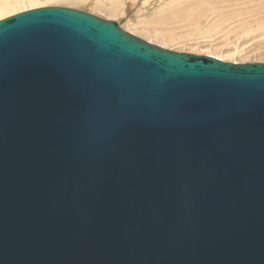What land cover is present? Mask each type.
<instances>
[{"label": "water", "instance_id": "95a60500", "mask_svg": "<svg viewBox=\"0 0 264 264\" xmlns=\"http://www.w3.org/2000/svg\"><path fill=\"white\" fill-rule=\"evenodd\" d=\"M121 22L0 19V264H264V63Z\"/></svg>", "mask_w": 264, "mask_h": 264}, {"label": "rangeland", "instance_id": "374dc122", "mask_svg": "<svg viewBox=\"0 0 264 264\" xmlns=\"http://www.w3.org/2000/svg\"><path fill=\"white\" fill-rule=\"evenodd\" d=\"M35 2L36 8L54 4L71 7L54 0ZM194 2L197 4L191 6ZM28 3L11 6L2 16L30 9ZM72 6L84 9L83 5ZM211 6L217 9L211 11ZM92 8L86 6L87 12L106 19L120 20L126 13L120 25L124 30L170 50L231 63H264V0H127L120 13L112 16Z\"/></svg>", "mask_w": 264, "mask_h": 264}, {"label": "bare ground", "instance_id": "6f19581e", "mask_svg": "<svg viewBox=\"0 0 264 264\" xmlns=\"http://www.w3.org/2000/svg\"><path fill=\"white\" fill-rule=\"evenodd\" d=\"M101 1V0H100ZM103 1H106L107 3H105V5L104 4H102L101 2H103ZM126 2H127V0H125ZM125 1L124 0H102L101 2H98V0H54V3H57V4H59V3H66L67 4V6H71V7H74V6H72V5H83V11H87V9H86V6H92L93 8V10L96 12V13H100L101 14V12H104V13H107L109 16L111 15H115V14H117V13H120V11H121V9H122V5H123V3H125ZM158 1H160V0H158ZM24 2H26V3H28V2H31V4L29 5V3H28V5L30 6L29 8L30 9H33V7L34 8H36V6L38 5V3H36L35 2V0H0V17H3L2 15H3V13L6 11V10H8L11 6H14V5H16V4H20V3H24ZM33 2H35V4H32ZM121 3V4H120ZM127 4H129V2L127 3ZM126 4V5H127ZM134 4V3H133ZM197 3H195L194 2V4L192 3V5L191 6H194V5H196ZM36 5V6H35ZM40 6V5H39ZM54 6H55V4H54ZM158 6V5H157ZM32 7V8H31ZM138 7V6H137ZM139 7H140V5H139ZM75 9H77V8H75ZM124 9H125V7H124ZM217 9V7H213L212 8V6L210 7V10L211 11H214V10H216ZM25 10H28L27 8L25 9ZM24 10V11H25ZM79 10H81V9H79ZM126 10V9H125ZM124 10V11H125ZM89 12V11H88ZM13 13H15V12H13ZM8 15V14H7ZM10 15H13V14H10ZM9 15V16H10ZM125 15H126V13H125ZM122 16L123 18H122V22H121V24L126 20V17H127V15L126 16ZM7 17V16H6ZM100 17V16H99ZM4 18V17H3ZM110 18V17H109ZM0 19H2V18H0ZM106 19V18H105ZM128 19V18H127ZM110 20H114V21H117V22H119L120 20H115V19H110ZM120 24V25H121ZM124 24V23H123ZM146 24H148V23H146ZM135 30V29H134ZM145 34V33H144ZM144 36V35H143ZM145 37V36H144ZM143 38V37H142ZM168 40H169V38H168ZM165 42H167L166 41V38H165ZM161 43H162V41H161ZM164 43V42H163ZM179 44V43H178ZM178 52V51H177ZM219 55V54H218ZM222 55V54H221ZM222 57V56H221ZM220 60V59H219ZM222 61V60H221Z\"/></svg>", "mask_w": 264, "mask_h": 264}]
</instances>
